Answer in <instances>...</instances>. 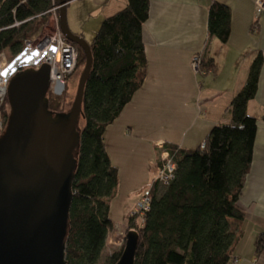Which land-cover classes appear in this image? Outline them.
Returning <instances> with one entry per match:
<instances>
[{"label": "trees", "instance_id": "1", "mask_svg": "<svg viewBox=\"0 0 264 264\" xmlns=\"http://www.w3.org/2000/svg\"><path fill=\"white\" fill-rule=\"evenodd\" d=\"M58 4L59 0H0V53L13 56L25 42L43 34L49 11ZM148 15L149 0H126L123 9L101 22L89 43L92 67L84 87L83 126L75 151L66 264H98L113 228L108 211L117 186V169L105 150L103 133L145 81L142 27ZM230 24V9L212 2L207 13V42L216 38L225 43ZM77 52L74 72L85 61L83 52L78 48ZM195 55L200 57L201 71L211 72L212 60L206 59L204 52ZM262 65L263 55L258 51L243 85L225 109L228 122L213 126L197 148L185 150L164 144L175 167L173 179L168 185L150 184L149 206L141 223L127 217L124 235L130 228L138 234L134 264L229 263L245 216L239 198L250 170L257 130V120L247 114L246 107L257 93ZM63 97L47 94V109L52 115L66 114ZM0 115L4 129L6 98ZM123 246L124 242L102 264H116ZM263 250L264 231L254 241V253L259 255Z\"/></svg>", "mask_w": 264, "mask_h": 264}, {"label": "crops", "instance_id": "2", "mask_svg": "<svg viewBox=\"0 0 264 264\" xmlns=\"http://www.w3.org/2000/svg\"><path fill=\"white\" fill-rule=\"evenodd\" d=\"M214 1L230 9V32L225 43L216 38L207 42L208 7ZM125 6L126 0L70 1L66 5L67 26L83 39L92 38L105 18ZM142 42L145 82L103 133L105 150L117 169V185L119 166L113 160L115 149L123 151L125 140L135 142L137 147L141 141L155 150L156 142L192 150L213 126L228 122L225 109L243 85L250 59L261 51L263 65L257 93L246 107L247 114L257 120V130L250 170L239 198L245 216L228 264H264V250L259 255L254 253V241L264 231V12L259 11L255 0H149ZM202 52L214 68L198 81L190 64L195 54ZM157 161L155 154L148 179L143 183L140 176L137 182L142 183L127 191L135 195L127 217L138 193L149 188ZM131 180L135 181L134 177Z\"/></svg>", "mask_w": 264, "mask_h": 264}, {"label": "water", "instance_id": "3", "mask_svg": "<svg viewBox=\"0 0 264 264\" xmlns=\"http://www.w3.org/2000/svg\"><path fill=\"white\" fill-rule=\"evenodd\" d=\"M66 5L59 0V30L85 59L69 112L52 115L47 109L46 64L18 72L7 87L8 119L0 134V264H66L78 121L92 67L89 43L67 26ZM137 239L136 231H126L116 264H134Z\"/></svg>", "mask_w": 264, "mask_h": 264}, {"label": "built area", "instance_id": "4", "mask_svg": "<svg viewBox=\"0 0 264 264\" xmlns=\"http://www.w3.org/2000/svg\"><path fill=\"white\" fill-rule=\"evenodd\" d=\"M255 4L259 11L264 12V0H255ZM55 10L57 7H52L49 12ZM56 25L58 26V24ZM57 26L53 34L39 35L36 39L25 42L20 51L10 59L4 57V52L0 53V105L4 103L8 84L14 75L26 69L38 70L44 64L50 68L47 94L50 93L57 98L65 95L67 80L75 70L78 52L76 46L64 39ZM200 66V57L195 55L191 67L196 75L199 73ZM202 73L205 75V72ZM3 126L4 120L0 115V134L3 131ZM155 147L161 153L152 182L156 181L162 185H168L173 179L174 164L169 158L168 151L164 149V142H156ZM148 194V189L139 192L134 209L129 213L130 216L139 221L138 223H141V216L148 210L150 201ZM128 230L136 231L135 228ZM235 262L237 263V260Z\"/></svg>", "mask_w": 264, "mask_h": 264}, {"label": "rangeland", "instance_id": "5", "mask_svg": "<svg viewBox=\"0 0 264 264\" xmlns=\"http://www.w3.org/2000/svg\"><path fill=\"white\" fill-rule=\"evenodd\" d=\"M58 9L59 6H57V10L50 13V17L48 19L47 24L43 27L42 30L43 34H41V36L50 35L53 34V32H55L57 26L56 24H58ZM67 12L68 10L66 8V18L68 17ZM92 38L86 36L84 40L87 43H90ZM4 54H5L4 57L6 59H10L12 57L8 52H5ZM83 66L79 67L67 81V88L65 95L63 97V106H65L67 110L66 113L69 112L72 102L74 100L79 76L81 74ZM192 72L195 74V77L197 78L198 81L202 79L203 76H205L201 72V69L199 70V73H197V75L193 70ZM82 126H83V120L79 119L78 128H81ZM119 139L120 137L118 138V141ZM138 146L139 147H137V144H135V142L128 143L125 140V142L123 143V151L120 152L119 150L115 149V156L113 162L119 166L120 180L118 182V185L116 186L113 197L109 200V211H108L109 218L115 221V224L113 225V228L109 231L107 235L105 246L101 252V256L98 261V264H102L105 258H107L111 252L120 248L121 244L124 242V231L122 228L127 223V213L130 211L129 209H131L132 202H134L135 200V195H133V193L129 194L127 191L131 189H136L142 183L141 181L137 182L140 176H143L142 178L143 183L146 179H148L147 177L148 171L149 170L152 171L153 159L155 157V154H158L157 164L159 162L161 151L158 148H157L158 150H155L152 147H148L146 143H143L141 141L138 144ZM133 177L135 181L131 180L133 179ZM151 180L152 179L149 180L150 184H151ZM150 184H148V186Z\"/></svg>", "mask_w": 264, "mask_h": 264}]
</instances>
